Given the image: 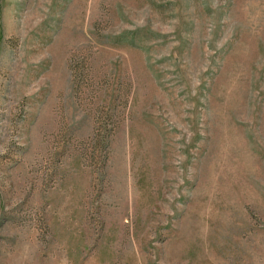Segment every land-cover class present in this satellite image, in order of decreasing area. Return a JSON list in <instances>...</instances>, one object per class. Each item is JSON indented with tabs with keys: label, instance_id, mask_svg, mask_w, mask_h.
Masks as SVG:
<instances>
[{
	"label": "rangeland",
	"instance_id": "1",
	"mask_svg": "<svg viewBox=\"0 0 264 264\" xmlns=\"http://www.w3.org/2000/svg\"><path fill=\"white\" fill-rule=\"evenodd\" d=\"M0 264H264V0H0Z\"/></svg>",
	"mask_w": 264,
	"mask_h": 264
}]
</instances>
